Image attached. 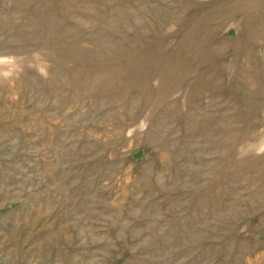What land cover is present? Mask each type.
I'll return each instance as SVG.
<instances>
[{"label":"rangeland","instance_id":"374dc122","mask_svg":"<svg viewBox=\"0 0 264 264\" xmlns=\"http://www.w3.org/2000/svg\"><path fill=\"white\" fill-rule=\"evenodd\" d=\"M0 264H264V0H0Z\"/></svg>","mask_w":264,"mask_h":264}]
</instances>
